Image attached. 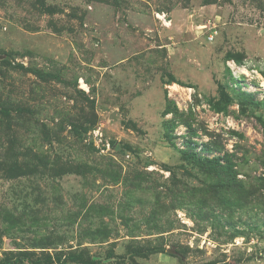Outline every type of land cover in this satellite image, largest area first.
Listing matches in <instances>:
<instances>
[{
	"label": "rangeland",
	"instance_id": "rangeland-1",
	"mask_svg": "<svg viewBox=\"0 0 264 264\" xmlns=\"http://www.w3.org/2000/svg\"><path fill=\"white\" fill-rule=\"evenodd\" d=\"M0 264H264V0H0Z\"/></svg>",
	"mask_w": 264,
	"mask_h": 264
},
{
	"label": "built area",
	"instance_id": "built-area-1",
	"mask_svg": "<svg viewBox=\"0 0 264 264\" xmlns=\"http://www.w3.org/2000/svg\"><path fill=\"white\" fill-rule=\"evenodd\" d=\"M163 19H165V16L163 15L162 17ZM212 36L209 35L208 39H211ZM227 67L229 68L231 74L233 75L234 78H236L235 80H237L238 77L242 76L245 79L248 80H252L253 78L251 76H249V72L253 71L252 68L248 67V65H246L245 63H243L242 65H239L238 63H236L233 59H230L227 61L226 63ZM247 72V73H245ZM257 72V70L255 71ZM259 85L262 86V83L259 82Z\"/></svg>",
	"mask_w": 264,
	"mask_h": 264
},
{
	"label": "bare ground",
	"instance_id": "bare-ground-1",
	"mask_svg": "<svg viewBox=\"0 0 264 264\" xmlns=\"http://www.w3.org/2000/svg\"><path fill=\"white\" fill-rule=\"evenodd\" d=\"M245 73H247V72H245ZM171 87H172L173 89H176V88H177V87H175V86H173V85H172Z\"/></svg>",
	"mask_w": 264,
	"mask_h": 264
}]
</instances>
